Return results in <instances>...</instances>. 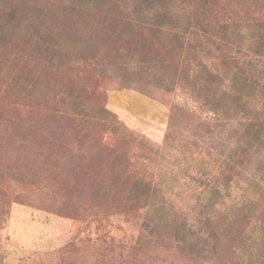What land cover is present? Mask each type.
I'll list each match as a JSON object with an SVG mask.
<instances>
[{
    "label": "rangeland",
    "instance_id": "1",
    "mask_svg": "<svg viewBox=\"0 0 264 264\" xmlns=\"http://www.w3.org/2000/svg\"><path fill=\"white\" fill-rule=\"evenodd\" d=\"M84 1L0 0V264H264V157L228 166L232 125L206 109L198 81L206 73L226 96L234 73L248 76L259 101L246 122L260 121L264 0H174L161 13L90 0L94 19L61 16ZM223 29L242 40L221 44ZM50 30L62 37L49 46ZM135 178L149 182L145 203ZM241 203L262 213L239 227L247 247L214 241ZM157 207L187 244L153 231Z\"/></svg>",
    "mask_w": 264,
    "mask_h": 264
},
{
    "label": "trees",
    "instance_id": "2",
    "mask_svg": "<svg viewBox=\"0 0 264 264\" xmlns=\"http://www.w3.org/2000/svg\"><path fill=\"white\" fill-rule=\"evenodd\" d=\"M122 1L126 3L125 0H122ZM170 1H174V0H138L137 6L142 8L143 6L146 5L150 10H154L157 13H161V11H165V10L169 11L170 9H172V5L171 6L168 5V2ZM95 7H96L95 4L91 2L90 0L81 2V5H78L72 8H70L69 5H66L63 8L64 12H63V15L61 14V16H65V17L69 16L70 11H73V14H75L74 16H79L78 14H80L81 17L83 18L75 17L77 19L75 20L76 25H77V23H79L80 21H83L84 19H88V20L92 18L94 19V17L92 16H96L97 14L95 11L96 10ZM200 9L201 10L198 13V17L201 23V28L203 30L206 29L204 31H207L211 35L215 34L214 32L210 30L208 26L209 25L208 22L204 20L202 6L200 7ZM56 16H58V14ZM74 16H71V17L74 18ZM157 17L158 16L156 17L153 16V17H149V19H152L154 21V26L156 28L165 26L166 22L161 21V19ZM178 18L179 17L174 16L173 21H175L177 24L176 27L179 32L178 35H180L179 39L181 41L184 38L183 36H184V33L186 32L187 25H185L186 23L180 21ZM147 20H148V17L146 16V22ZM219 33H220L218 34L220 37L219 39H220L221 44L223 45L234 47L238 44L239 40H242L241 36H239L236 29H233V30L223 29ZM45 34L47 35H45L44 41H46V43H49L48 44L49 46L54 43H57L56 40L62 37L61 36L62 33H59V30L46 31ZM260 34L261 32L259 31L252 33V38H254L255 40V44L253 48L254 49L253 52L255 54L263 53L262 48H261L262 47L261 42L256 41L258 39V35ZM208 78L209 77L206 76V73H202L198 75V81L200 80L199 87H201L200 88L201 92L199 93L202 95V99H203L206 109L213 112L217 119H225L228 124L232 125L231 132H232L233 138H231L230 135L227 138V140H231V142H233L232 148L230 150V154L228 155V160L226 162L228 166L230 168L233 167L232 169L236 168L234 164L235 162L232 163L231 162L232 160L234 161L239 160L240 161L239 163H241V161L244 160L246 157H251V158L253 157L257 158L261 156L264 157V101H262L261 104L259 103L261 105V108L258 110V115H259L258 117L260 121L258 123L256 122L247 123L246 122L248 118L247 112L249 108L253 107V109H255L254 106H256L259 101V97H257L258 92L255 93V92L248 91L249 90L248 86H250L249 85L250 81H248V76L244 75L242 76V78H238L236 76V73H234L231 77V86H230L231 92H228V95L226 96H224L225 92L218 91L217 85L219 82L214 84L215 82L214 81L210 82ZM212 83L214 84L213 87H212ZM99 118L102 120H105L103 116ZM125 136H127L126 139L133 137L132 135L128 133H126ZM116 161L117 160H115V162ZM243 169L245 170L246 168L244 167ZM235 173H237L241 177V175L243 174V170L239 169ZM230 179H231L230 174H227L226 176H224V187L227 186ZM251 183L255 188H258L257 184H255L254 181ZM132 188L135 190L136 193L138 192L140 193L139 200L145 203V201H147V198L149 196V182L144 180V178H139V179L135 178L132 182ZM213 188L214 189L212 190V194L209 195V198L206 202V206L204 207L205 213L211 211L216 201L215 193L220 192L219 190L220 188L216 187V185H214ZM260 196L262 197L264 196V188L261 190ZM162 209L163 208L161 207H157V209L154 210L155 215L151 217V219L154 218L153 222H154L155 228H153V231L154 229L156 230V228L162 230L165 234H167L168 231H172L174 237L180 238L181 240L185 242V244H187V242L184 239L185 237L181 234V230H182L181 226L177 225L173 218L168 220L166 217L167 215L165 211ZM234 209H235L234 210L235 218L231 221L232 226H231V222L229 221H228L229 223L223 222L224 224H221V226L218 225L217 227H215V229L212 230L211 236L213 240L216 239L214 241H217L218 243L220 241L229 243L231 247L234 244L247 247L246 244L243 243L244 240L241 237L242 234L244 233L243 228L239 230L240 229L239 227L241 224L242 225L250 224L257 214L262 215V213L257 212L256 203L252 205L241 203L240 206L238 207L236 206ZM226 219H229V218L226 217ZM255 245H257L256 237H252L250 246L254 248ZM216 246H217V243L213 244L212 251L214 252L217 251ZM259 249L264 251V247H262L261 245H259Z\"/></svg>",
    "mask_w": 264,
    "mask_h": 264
}]
</instances>
